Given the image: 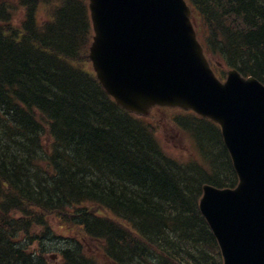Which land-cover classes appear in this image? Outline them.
Segmentation results:
<instances>
[{
	"label": "trees",
	"instance_id": "16d2710c",
	"mask_svg": "<svg viewBox=\"0 0 264 264\" xmlns=\"http://www.w3.org/2000/svg\"><path fill=\"white\" fill-rule=\"evenodd\" d=\"M188 1L206 53L264 84V0ZM91 37L87 0H0V264H48L50 218L81 233L59 264H222L198 210L203 184L237 182L219 128L175 115L200 151L178 160L102 90Z\"/></svg>",
	"mask_w": 264,
	"mask_h": 264
},
{
	"label": "water",
	"instance_id": "95a60500",
	"mask_svg": "<svg viewBox=\"0 0 264 264\" xmlns=\"http://www.w3.org/2000/svg\"><path fill=\"white\" fill-rule=\"evenodd\" d=\"M96 77L123 110H191L221 127L240 184L203 187L199 208L224 264H264V87L211 71L183 0H89Z\"/></svg>",
	"mask_w": 264,
	"mask_h": 264
},
{
	"label": "rangeland",
	"instance_id": "374dc122",
	"mask_svg": "<svg viewBox=\"0 0 264 264\" xmlns=\"http://www.w3.org/2000/svg\"><path fill=\"white\" fill-rule=\"evenodd\" d=\"M39 17L44 18V8H41L39 12ZM88 50V48H87ZM219 71H222L219 68ZM174 110H167L165 114L157 113L152 119V122L157 129L160 131L159 140H163L161 144L163 148H166L169 152H171L178 160H186L188 158H192V156L196 157V149L194 143L187 135L180 133L171 124V118L175 116V114H179V112H173ZM195 150V151H194ZM49 224L52 230L56 233V235L62 236L64 239L72 238L77 241L80 240L81 233L76 227L67 226L64 223L54 219H49ZM53 238V239H52ZM60 238V237H59ZM59 238H54L49 236L48 238L44 237V241L42 244H35V252L38 255H41L43 252V257L47 260L48 264H59V252H61L64 247H66L67 243L64 240ZM64 246V247H63ZM96 247L90 243L86 242L84 244V249L88 252ZM61 250V251H60Z\"/></svg>",
	"mask_w": 264,
	"mask_h": 264
},
{
	"label": "bare ground",
	"instance_id": "6f19581e",
	"mask_svg": "<svg viewBox=\"0 0 264 264\" xmlns=\"http://www.w3.org/2000/svg\"><path fill=\"white\" fill-rule=\"evenodd\" d=\"M5 19H6V16H5ZM36 30H40V28H37ZM35 30V31H36ZM32 36V35H31ZM35 37V36H34ZM40 38H42V37H40ZM43 39H44V37H43ZM47 40V39H46ZM45 40V41H46ZM44 41V40H43ZM40 42V41H39ZM19 60V59H18ZM18 63V62H17ZM22 63V62H21ZM1 95V94H0ZM6 96V95H5ZM2 99V98H1ZM7 100V99H6ZM6 100H5V102H6ZM3 102H4V100H3ZM2 102V103H3ZM5 102H4V104H5ZM10 106V105H9ZM89 114V113H88ZM11 118V117H10ZM10 118H9V120H10ZM25 118V117H24ZM28 119V118H27ZM12 120V119H11ZM10 120V121H11ZM26 120V119H25ZM13 121H16V120H13ZM20 121V120H19ZM29 121H31V119L29 120ZM107 121V120H106ZM28 122V121H27ZM8 123V122H7ZM14 123V122H13ZM25 123V122H24ZM24 123H22V124H24ZM32 123V122H31ZM21 124V123H20ZM30 124V123H29ZM17 125H19V124H17ZM26 125V124H25ZM32 125H34V123H32ZM1 126V125H0ZM35 126V125H34ZM23 127V126H22ZM29 128V127H28ZM37 128V127H36ZM23 130V129H22ZM34 130V129H33ZM28 131V130H27ZM32 131V130H31ZM33 133V132H32ZM1 137V136H0ZM5 139V138H4ZM3 139V140H4ZM68 145V144H67ZM2 146V145H1ZM4 147V146H3ZM11 147V146H10ZM90 147V146H89ZM91 148V147H90ZM94 148V147H93ZM0 149H1V147H0ZM8 149H9V147H8ZM64 149V148H63ZM98 149V148H97ZM14 151V150H13ZM93 151V150H92ZM96 151V150H95ZM123 151V150H122ZM127 154V153H126ZM1 156V155H0ZM5 158V157H4ZM74 158V157H73ZM3 159V158H2ZM8 159V158H7ZM120 161V160H119ZM118 161V162H119ZM8 163V162H7ZM14 163V162H13ZM3 164V163H2ZM1 164V165H2ZM9 164V163H8ZM12 164V163H11ZM0 165V166H1ZM13 165V164H12ZM62 166V165H61ZM4 175V174H3ZM5 175H7V174H5ZM16 175V174H15ZM3 177V176H2ZM17 177V176H16ZM14 178V177H13ZM111 180V179H110ZM191 196V195H190ZM191 203V202H190ZM51 225L50 224H48V227H49V235L48 236H52V237H54V238H59L58 237V235H56V233L52 230V228L50 227ZM48 227H47V229H48ZM46 238H48V237H46ZM46 238H45V240H46ZM1 239V238H0ZM53 239V238H52ZM59 239H61V240H67V238L66 239H64V238H59ZM1 241V240H0ZM4 241V240H3ZM66 242V241H65ZM68 242V241H67ZM66 242V243H67ZM35 244H42V242H36ZM8 245V244H7ZM2 246V245H1ZM4 247V246H3ZM6 247V246H5ZM64 247V246H63ZM8 249V248H7ZM10 249V248H9ZM62 250V249H61ZM60 250V251H61ZM10 251H12V250H10ZM11 253V252H10ZM15 254V253H14ZM26 255V254H25ZM28 256V255H27ZM38 256V255H37ZM60 256V255H59ZM28 258H29V256H28ZM148 258V257H147ZM37 261V260H36ZM31 262V261H30ZM30 262H29V264H30ZM34 262V261H33ZM36 263V262H35ZM43 263V262H42ZM17 264H20V263H17Z\"/></svg>",
	"mask_w": 264,
	"mask_h": 264
}]
</instances>
